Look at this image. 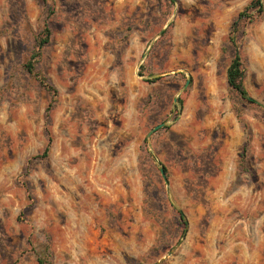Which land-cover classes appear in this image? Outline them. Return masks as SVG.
Listing matches in <instances>:
<instances>
[{
	"label": "rangeland",
	"instance_id": "1",
	"mask_svg": "<svg viewBox=\"0 0 264 264\" xmlns=\"http://www.w3.org/2000/svg\"><path fill=\"white\" fill-rule=\"evenodd\" d=\"M250 1L0 0V264H264V111L226 81L238 54L264 106Z\"/></svg>",
	"mask_w": 264,
	"mask_h": 264
},
{
	"label": "trees",
	"instance_id": "2",
	"mask_svg": "<svg viewBox=\"0 0 264 264\" xmlns=\"http://www.w3.org/2000/svg\"><path fill=\"white\" fill-rule=\"evenodd\" d=\"M46 4V0H42ZM263 0H251L243 9L242 12H240L236 18L242 19V18H252L257 17L263 12ZM249 12V13H248ZM48 14H52V10L48 8ZM50 39V31L48 29V26L46 24L43 25V28L41 32L38 34V36L34 40V48L33 51L27 60V62L24 65V69L28 74L34 75L36 80L40 83V85L47 90L48 93H50L53 96H55V89L48 84L45 77L40 76L37 73H34V64L35 60L40 56L41 49L49 42ZM230 44H234V38L230 37L229 39ZM244 80V68H243V62L238 54H235L234 58L231 60L230 65L227 69L226 74V81L228 86L244 101H246L249 104H253L256 106H260L262 110L264 111V106L260 105L256 100L251 98L247 91L244 88L243 84ZM51 103L47 105L45 112L46 114L49 112L51 108ZM51 144V136L50 132L47 131V145L42 151V153L39 156H36L35 158L39 159H45L48 156L49 148ZM165 172V168H163ZM179 219L183 222V215L177 211ZM39 264H46L45 261L38 260Z\"/></svg>",
	"mask_w": 264,
	"mask_h": 264
},
{
	"label": "water",
	"instance_id": "3",
	"mask_svg": "<svg viewBox=\"0 0 264 264\" xmlns=\"http://www.w3.org/2000/svg\"><path fill=\"white\" fill-rule=\"evenodd\" d=\"M157 77H158L157 75H153V76H150L149 78H150V79H154V78H157ZM164 126H165V123H162V124H160V125L154 127V128L148 133L147 138H148V137H149L154 131H156V130H158L159 128H162V127H164ZM159 172H160V174L162 175V177L165 179V172H164V170H163L162 167L159 168ZM156 264H158V263H156Z\"/></svg>",
	"mask_w": 264,
	"mask_h": 264
}]
</instances>
